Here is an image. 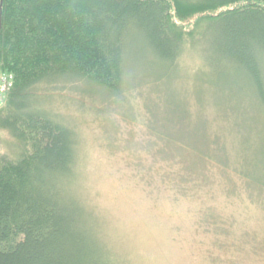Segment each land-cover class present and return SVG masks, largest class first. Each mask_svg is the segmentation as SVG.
<instances>
[{"label": "rangeland", "instance_id": "1", "mask_svg": "<svg viewBox=\"0 0 264 264\" xmlns=\"http://www.w3.org/2000/svg\"><path fill=\"white\" fill-rule=\"evenodd\" d=\"M128 50L117 95L64 76L34 89L75 133L74 194L99 237L120 264H264V111L253 90L224 68L198 79L195 49L172 70L136 43ZM171 95L185 121L165 140L157 129ZM0 134V153L12 156Z\"/></svg>", "mask_w": 264, "mask_h": 264}, {"label": "trees", "instance_id": "2", "mask_svg": "<svg viewBox=\"0 0 264 264\" xmlns=\"http://www.w3.org/2000/svg\"><path fill=\"white\" fill-rule=\"evenodd\" d=\"M195 16L193 28L181 24ZM132 42L152 66L172 70L195 49L205 65L198 79L241 73L264 111V0H0V74L13 76L0 132L16 148L0 153V264H120L74 194L75 133L34 89L64 76L117 95ZM181 104L165 99V140L184 124Z\"/></svg>", "mask_w": 264, "mask_h": 264}, {"label": "built area", "instance_id": "3", "mask_svg": "<svg viewBox=\"0 0 264 264\" xmlns=\"http://www.w3.org/2000/svg\"><path fill=\"white\" fill-rule=\"evenodd\" d=\"M13 84V76L9 73L0 74V104L3 103L7 92Z\"/></svg>", "mask_w": 264, "mask_h": 264}]
</instances>
